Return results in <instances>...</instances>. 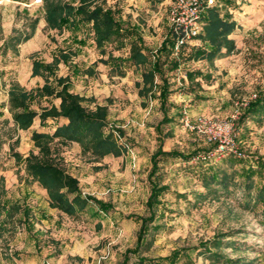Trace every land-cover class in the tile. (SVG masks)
<instances>
[{
	"label": "rangeland",
	"instance_id": "374dc122",
	"mask_svg": "<svg viewBox=\"0 0 264 264\" xmlns=\"http://www.w3.org/2000/svg\"><path fill=\"white\" fill-rule=\"evenodd\" d=\"M221 1L220 15L227 12L236 23L229 34L234 48L213 63L185 59L192 46L204 48L199 39L183 48L180 67L167 73L174 81L167 101L171 122L158 131L155 125L162 116L158 99L138 95L141 71L124 64L119 72L111 63L98 61L106 59L108 52L126 56L127 47L116 49L114 43L107 44L101 56L86 28L76 32L47 29L42 0H0V264H120L125 251L136 243L140 226L136 216L148 215L151 182L168 188L161 193L149 225L144 256L157 260L176 249L182 252L176 264H264V197L258 195L264 175L254 174L251 187L239 175L241 167L255 168L256 157L264 158V117L239 119L246 104L264 90V0H228L227 6L226 0ZM106 3L125 24L138 26L150 49L157 48L168 32L169 0ZM34 18H38L35 34L17 45V53L13 43L4 49L16 32H30ZM73 35L85 38V45L73 43ZM59 50L74 53L70 64L78 72L73 75L60 62L56 75H70L71 91L87 98V108L107 105V123L121 131L119 143L124 151L95 159L82 153L78 143H70L55 145L57 151L51 157L77 178L83 194L111 203L107 213L92 203L75 215L58 211L50 206L46 190L24 169L23 159L38 153L31 132H51L54 122L41 127L36 117L28 129H18L7 109V90L11 82L25 89L42 86L44 78L31 75L32 62H51ZM87 67L91 74L85 73ZM187 70H198L201 76L189 83ZM49 82L54 84L52 77ZM52 103L58 100L43 97L31 107L40 111ZM234 114L237 117L231 121ZM185 117L192 123L200 117L206 124L200 130L190 129L184 125ZM216 122L231 124L227 139L241 154L230 155L235 160L232 164L215 157L183 160L163 156L149 177L150 156L159 144L165 152L177 150L186 156L211 151L216 145L213 138L219 135L212 126ZM207 162L233 170L234 184L227 191L216 195L205 191L200 170ZM213 239L219 243H210ZM129 258L127 264H138L136 255Z\"/></svg>",
	"mask_w": 264,
	"mask_h": 264
},
{
	"label": "trees",
	"instance_id": "16d2710c",
	"mask_svg": "<svg viewBox=\"0 0 264 264\" xmlns=\"http://www.w3.org/2000/svg\"><path fill=\"white\" fill-rule=\"evenodd\" d=\"M44 20L46 28L49 30L69 29L74 32L87 29V34L91 37L95 48L100 55H105L107 44H115L116 49L128 48L126 56H114L112 52L107 53V58H99L103 64L111 63L112 69L121 71L122 65L127 64L140 70L141 83L136 82L139 96H149L157 98L159 109L162 113L160 120L155 125L156 130L160 126L171 122L167 114L168 96L173 91L174 81H170L167 73L177 70L180 67V60L183 56V48L175 54L173 52V36L168 30L159 46L150 49L143 39L139 28L135 24L124 23L117 16V10L107 5L106 0H78L77 4L65 2L63 0H42ZM159 1V0H154ZM226 0V5H227ZM38 18H34L30 23V32H16L5 42L4 49L10 43L14 53H17V45L27 41L32 37ZM235 21L230 14L219 13L218 8H210L204 15L203 31L197 39L204 43V48H192L187 54V60H202L212 62L221 54H229L234 48V41L229 38V34L235 29ZM72 41L78 45H85V38L72 36ZM198 47V46H197ZM74 53L59 50L53 56L51 62L33 60L31 75L44 78V84L34 89H25L18 82H11L7 90V109L11 115L13 124L18 129H28L38 117L41 127H45L50 120L54 122L55 128L51 132L34 130L31 132V140L38 153L36 156H26L23 159L24 169L32 181H36L46 190L51 207L67 215L77 214V210H82L92 203L103 213H107L112 208V204L92 195L83 194L79 188L78 180L62 166L54 162L51 157L57 151L55 145H67L78 143L82 153H88L95 159H101L108 155L119 156L123 153V148L119 143L121 131L114 130L108 125L107 105L96 104L93 109L87 108L84 96L71 91L70 75L57 76L56 69L58 63L68 65L72 74L76 75L78 67L71 65V55ZM86 74H91L92 69L87 67ZM189 83L201 76L198 70H187L185 72ZM52 77L54 84L49 82ZM183 83V78L180 79ZM182 83V85H183ZM198 83V82H196ZM184 87V86H183ZM50 97L58 100V104L43 106L40 111L33 109L31 105L36 99ZM247 117L262 119L264 117V90L259 91L256 98L250 100L242 109L239 119L243 121ZM66 122L58 124L59 119ZM205 152V151H203ZM196 155V154H195ZM193 156H186L177 150L163 151L159 144L157 149L151 154V178L158 168L159 159L163 156L180 157L183 160L192 159ZM226 165L232 164L235 160L233 156L222 158ZM255 168L249 166L241 167L239 175L243 177V183L248 187L253 186L252 177L254 174L264 175V158L256 157ZM200 177L203 187L207 193L217 194L219 191H227L229 186L234 184V172H229L225 166H212L209 162L201 168ZM168 187L163 184L151 182L150 192L146 199L148 215L136 216L140 221L136 243L133 248H128L120 264H127L129 255H136L138 264H157L160 261H168L169 264H176L182 256L180 250H173L168 256L152 260L142 253V247L148 242L145 240L149 225L155 219L157 206L160 205V195ZM259 196L264 197V184L258 190ZM210 243L218 244L219 240H210ZM205 251L208 248L203 246Z\"/></svg>",
	"mask_w": 264,
	"mask_h": 264
},
{
	"label": "built area",
	"instance_id": "2783aa9c",
	"mask_svg": "<svg viewBox=\"0 0 264 264\" xmlns=\"http://www.w3.org/2000/svg\"><path fill=\"white\" fill-rule=\"evenodd\" d=\"M221 0H169V31L173 36V52L176 54L181 47L189 45L203 31L204 15L210 8H222ZM237 116H231V121ZM206 122L203 118H197L195 122H190L187 117L184 125L190 129L200 130ZM219 130V135L214 137L215 147L211 151L197 153L194 160H209L211 157L220 158L230 155H241L236 150L234 142L227 139L231 130L228 122H216L214 125ZM211 139V138H210Z\"/></svg>",
	"mask_w": 264,
	"mask_h": 264
},
{
	"label": "crops",
	"instance_id": "0c3cea01",
	"mask_svg": "<svg viewBox=\"0 0 264 264\" xmlns=\"http://www.w3.org/2000/svg\"><path fill=\"white\" fill-rule=\"evenodd\" d=\"M226 5V4H225ZM227 6V5H226ZM231 19L233 20V18H232V16H231ZM235 26H236V24H235ZM34 34H35V32H34ZM33 34V35H34ZM195 45V44H194ZM202 48V47H201ZM223 55H225V54H221V55H219L217 58H219V57H221V56H223ZM216 59V58H215ZM205 60V59H204ZM208 63H213V61L212 62H208ZM197 79V78H196ZM75 93H77V92H75ZM158 105V107H159V103L157 104ZM51 122H53L52 120H50ZM64 122H66V120L65 119H59L58 120V124H61V123H64ZM34 123V122H33ZM55 128V125L52 127V129H51V131L53 130Z\"/></svg>",
	"mask_w": 264,
	"mask_h": 264
}]
</instances>
